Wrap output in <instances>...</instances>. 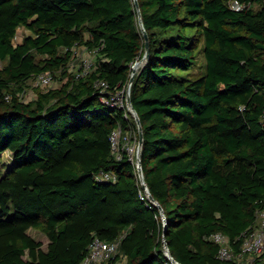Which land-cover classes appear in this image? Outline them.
<instances>
[{"label":"trees","instance_id":"obj_1","mask_svg":"<svg viewBox=\"0 0 264 264\" xmlns=\"http://www.w3.org/2000/svg\"><path fill=\"white\" fill-rule=\"evenodd\" d=\"M232 1L138 0L149 56L130 99L163 222L126 152L111 150V133L132 139L136 123L94 86L121 90L144 53L133 0H0V155L12 154L0 171V264H81L94 237L119 240L103 264H173L163 235L180 264H238L219 259L209 236L226 235L237 254L264 207V0ZM20 26L30 34L14 43ZM74 46L95 52L85 76L67 72ZM56 71L69 78L59 90L19 97Z\"/></svg>","mask_w":264,"mask_h":264},{"label":"built area","instance_id":"obj_2","mask_svg":"<svg viewBox=\"0 0 264 264\" xmlns=\"http://www.w3.org/2000/svg\"><path fill=\"white\" fill-rule=\"evenodd\" d=\"M244 6L245 5L239 3L237 0H233L232 2H230V7L233 9L243 8ZM76 47L77 46H74L72 48V53L74 52V49ZM88 68L89 66L87 67L86 63H82L79 69L80 73L77 76H85L87 73H89ZM36 79L41 86H49L52 82V74L50 72H43L37 75ZM94 86L100 89V100L102 102L110 104L112 106H118L122 108L125 107L127 111L132 113L127 107L126 103L127 97L130 94V90L127 89V85H125L121 90H115L113 92L108 89L107 83L102 80H96L94 82ZM125 117L128 118L127 114L125 115ZM138 141L139 136L137 134H132L131 139V134L127 132L123 133L120 128L115 129L110 135L112 153L117 159H119L121 158L123 152H126L128 160L133 165L136 177L139 180L137 173V160L134 161L133 159L134 147L135 145L138 146ZM129 142L133 144L132 148L129 146ZM96 179L115 181L116 176L111 172L101 171L96 175ZM145 196L147 197L146 194ZM209 239L218 244L219 259L227 262H236L238 264H252L256 257L264 253V207L257 210L255 223L252 226L251 230L244 234L240 251L237 254L233 253L229 243V239L226 235L220 232H216L209 236ZM118 244L119 240L106 242L98 237H94L89 245L86 256L81 261V264H103L105 261L115 255L118 249ZM244 257H246L247 259L245 260V263H242L241 260Z\"/></svg>","mask_w":264,"mask_h":264},{"label":"rangeland","instance_id":"obj_3","mask_svg":"<svg viewBox=\"0 0 264 264\" xmlns=\"http://www.w3.org/2000/svg\"><path fill=\"white\" fill-rule=\"evenodd\" d=\"M256 8V6H255ZM258 8V7H257ZM30 34V32L26 29L24 26H20L17 29V33L13 39L14 43L21 42L22 39ZM95 61H96V55L94 51H89L85 49L84 46H77L74 49V52L72 53V58L70 60L69 66H68V71L71 75H78L80 72V66L82 63H86L89 72H92L95 68ZM135 64H133L134 67ZM204 58H203V53L202 50H199L197 54V62L193 66V74L194 75H201L204 72ZM52 74V73H51ZM80 77V76H77ZM69 78L67 76H62L60 71H56L52 74V82L49 86H41L36 79V76L29 80L26 84L23 86V90L18 92L19 97L25 101H34L39 98L40 94L47 93L48 91H57L59 90L62 85L65 83H68ZM127 119L133 120L134 117L132 113L127 114ZM131 142V141H130ZM129 142V146L132 148L133 144ZM136 149L137 146L135 145L134 147V152H133V159L136 161ZM12 164V154L9 151H5L0 155V171L2 174L6 172ZM28 233L37 241L42 242L43 247L46 245V237L44 234L37 230L30 229ZM247 258L244 257L241 262L245 263V260ZM116 264H120V262H117Z\"/></svg>","mask_w":264,"mask_h":264},{"label":"water","instance_id":"obj_4","mask_svg":"<svg viewBox=\"0 0 264 264\" xmlns=\"http://www.w3.org/2000/svg\"><path fill=\"white\" fill-rule=\"evenodd\" d=\"M133 3H134L136 13H137L138 25H139V28L141 30L142 37L144 40V53L139 60H137L133 63V64L137 65V68H133V64L131 65V72L129 75V80L127 82V89L128 90H131V86H132V83L134 81L136 72L143 66V64L145 63V61L147 60V58L149 56V37H148V34H147V32L144 28V25H143L142 15H141V10L139 7L138 0H133ZM126 103H127V107L129 108V110L134 115L135 122H136V125L138 128L139 141H138L137 152H136V160H137V173H138L139 181L141 184V188L145 192V194L147 195L148 199L158 207V209L161 212L162 220H163V222H165V215L162 212L161 206L153 199V197L151 196L149 189H148V187L144 181V175H143V169H142V158H141L142 144H143V133H142V128L140 125V120H139L138 114L135 111V109L131 103L130 94L127 97ZM163 247H164L165 255L172 261V263L173 264H180L171 257V255L169 253L168 245L164 239V235H163Z\"/></svg>","mask_w":264,"mask_h":264},{"label":"bare ground","instance_id":"obj_5","mask_svg":"<svg viewBox=\"0 0 264 264\" xmlns=\"http://www.w3.org/2000/svg\"><path fill=\"white\" fill-rule=\"evenodd\" d=\"M133 68H137V65H134V67Z\"/></svg>","mask_w":264,"mask_h":264}]
</instances>
